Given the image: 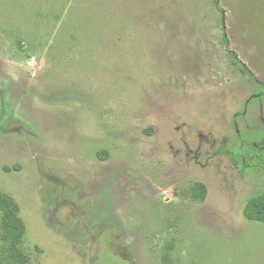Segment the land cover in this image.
<instances>
[{
	"label": "rangeland",
	"instance_id": "rangeland-1",
	"mask_svg": "<svg viewBox=\"0 0 264 264\" xmlns=\"http://www.w3.org/2000/svg\"><path fill=\"white\" fill-rule=\"evenodd\" d=\"M247 144L264 0H0V264H264Z\"/></svg>",
	"mask_w": 264,
	"mask_h": 264
},
{
	"label": "trees",
	"instance_id": "trees-1",
	"mask_svg": "<svg viewBox=\"0 0 264 264\" xmlns=\"http://www.w3.org/2000/svg\"><path fill=\"white\" fill-rule=\"evenodd\" d=\"M263 154L250 144L239 146L233 151L234 156H244L247 163L253 167H259L260 165L264 167ZM249 158L253 159V161L248 160ZM206 194V186L198 183L193 190L194 198L204 201ZM0 209L3 213L4 228L11 239L12 245L17 246L24 237L25 224L17 216L16 209L11 201L0 197ZM244 216L248 221L264 224V193L251 198L247 202L244 208Z\"/></svg>",
	"mask_w": 264,
	"mask_h": 264
}]
</instances>
